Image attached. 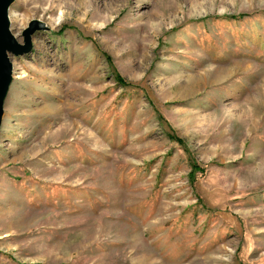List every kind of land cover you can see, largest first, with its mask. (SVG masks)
Returning a JSON list of instances; mask_svg holds the SVG:
<instances>
[{
	"label": "rangeland",
	"instance_id": "rangeland-1",
	"mask_svg": "<svg viewBox=\"0 0 264 264\" xmlns=\"http://www.w3.org/2000/svg\"><path fill=\"white\" fill-rule=\"evenodd\" d=\"M0 264H264V0H14Z\"/></svg>",
	"mask_w": 264,
	"mask_h": 264
},
{
	"label": "water",
	"instance_id": "water-1",
	"mask_svg": "<svg viewBox=\"0 0 264 264\" xmlns=\"http://www.w3.org/2000/svg\"><path fill=\"white\" fill-rule=\"evenodd\" d=\"M14 0H0V125L3 100L12 79L10 54L21 55L31 50V33L36 29L32 21L24 31V43H20L10 29L9 8Z\"/></svg>",
	"mask_w": 264,
	"mask_h": 264
}]
</instances>
